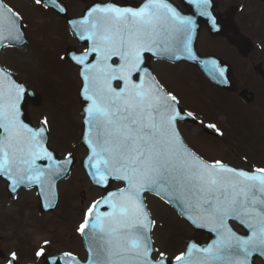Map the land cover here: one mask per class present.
<instances>
[{"label": "snow or ice", "instance_id": "snow-or-ice-1", "mask_svg": "<svg viewBox=\"0 0 264 264\" xmlns=\"http://www.w3.org/2000/svg\"><path fill=\"white\" fill-rule=\"evenodd\" d=\"M34 2L48 6L45 0ZM189 3L215 25L210 0ZM23 27L20 14L0 4V46L21 42ZM72 27L80 41L89 42L82 53L65 54L80 67L83 81L85 164L92 182L105 190L83 210L77 228L89 238V264H169L163 252L152 259L156 222L143 202L148 191L177 202L194 225L216 233L211 245L192 244L177 255L176 264H254L255 255L264 258V168L249 172L193 152L178 125L196 116L180 107L178 97L165 90L145 63L146 53H183L195 60L194 19L168 0H145L135 8L110 2L92 7ZM209 63L224 76L215 60ZM27 93V86L0 65V178L13 192L21 185H39L41 193H51L53 178L66 173L73 160L69 153L60 161L47 147V119L32 127L22 118ZM206 127L222 135L214 124ZM113 181L123 186L109 191ZM233 220L248 233L235 232ZM46 247L51 249L47 239L35 253L45 264H81L70 251L49 255ZM194 252L199 253L196 261ZM16 260L12 252L8 264Z\"/></svg>", "mask_w": 264, "mask_h": 264}, {"label": "flooded vegetation", "instance_id": "flooded-vegetation-1", "mask_svg": "<svg viewBox=\"0 0 264 264\" xmlns=\"http://www.w3.org/2000/svg\"><path fill=\"white\" fill-rule=\"evenodd\" d=\"M60 1L66 4L71 16L83 15L85 3L75 0ZM112 1L117 5L134 8L145 3V0H124L123 4L118 0ZM4 2L12 6L11 0ZM28 2L31 8L40 14L53 17L59 26L52 29L45 22L37 24L31 17L26 18L25 29L28 40L26 47L37 48L52 32L62 35L60 31L66 34V39L60 42V46L76 45L79 53L88 47L85 41L77 44L72 39L64 21L53 11L43 5L35 4L34 0ZM168 2L181 14L194 19L196 28L192 38L193 52L209 57V62L215 60L224 69V76L221 77L211 70L208 62L207 70L211 76L210 79H205L195 67L185 62H151L154 76L166 91L178 97L180 106L184 110L193 112L192 109L198 107L211 112L208 118L193 112L199 121L196 126L179 124L185 140L196 153L209 162L219 160L242 170L264 168V0H210L208 11L215 18V25L207 16L200 15L189 0H168ZM145 63L148 67L149 62H146V59ZM180 68L188 74L183 82L178 79L181 74L175 75V71ZM33 110L43 112L47 108L41 109L39 106ZM208 124H214L222 135L217 134L214 129H211L210 134H204L203 128ZM187 130L193 132V138L186 134ZM247 138L249 142L246 141ZM0 185L1 207L17 202L21 192L24 191L19 190L17 195L9 200L5 193V182L0 180ZM114 187H121V184L115 182ZM95 199L97 197L90 199L80 210V223L83 219V210ZM21 203L19 202L18 205ZM24 204H28L27 199ZM191 235L190 231L189 236ZM186 238H182L179 244L165 240V245H154L156 251L152 259L158 260L160 252L171 258L180 255L184 250ZM54 244L51 242V249L45 248L49 255L69 251L67 248L56 250L52 246ZM0 245L14 244L6 242ZM36 251L37 248H33L29 243L16 244L12 250L0 247V261L2 264H7L11 253L15 252L17 254L15 264H43L41 258L35 255ZM88 256L89 252L80 239L78 257L85 262ZM256 263L261 264L260 261Z\"/></svg>", "mask_w": 264, "mask_h": 264}, {"label": "rangeland", "instance_id": "rangeland-1", "mask_svg": "<svg viewBox=\"0 0 264 264\" xmlns=\"http://www.w3.org/2000/svg\"><path fill=\"white\" fill-rule=\"evenodd\" d=\"M11 2L12 7L24 18L31 17L37 24L45 22L52 29L59 26L53 17L42 15L31 6H27L25 0H11ZM60 32L62 35L52 32L37 48L4 50L1 63L19 80L43 95L41 109L47 108L43 116L48 121L51 144L58 146L60 154L73 153L78 158L84 154L77 145L80 118L76 101L78 78L76 69L61 59L66 46L63 44L60 46V42H64L66 34ZM176 74H181L178 78L181 82L188 76L181 68L175 71ZM192 111L204 118L210 117L211 113L198 107H194ZM29 112L33 122L36 123L40 112L34 111L33 108H29ZM186 134L193 138V132L187 130ZM246 141L249 142V138ZM58 189L61 196L56 209L50 213L39 215L33 208L35 203L33 193L25 191L21 192L18 201L14 204L0 206V244L6 242L14 244L0 245V247L12 250L16 244L29 243L36 248L47 239L55 243L52 245L54 248H69L77 253L80 210L90 199L98 196L99 191L90 187L77 164L69 177L59 183ZM26 199L28 204H24ZM19 202L22 203L18 205ZM146 202L151 217L156 222L152 231L155 243L163 245L161 239L167 234L173 239V244H179L189 231L186 227L183 228L175 212L154 197H148Z\"/></svg>", "mask_w": 264, "mask_h": 264}, {"label": "water", "instance_id": "water-1", "mask_svg": "<svg viewBox=\"0 0 264 264\" xmlns=\"http://www.w3.org/2000/svg\"><path fill=\"white\" fill-rule=\"evenodd\" d=\"M86 2L87 3H91V1L90 0H86ZM93 3H95V2H93ZM0 4H1V2H0ZM94 6H96V5H94ZM94 6H90L89 7V5H88V7L87 8H92V7H94ZM65 20H66V22L69 24V25H71V21H69L70 19L68 18V16H67V12H66V10H65V12H62L61 14H60ZM75 36H77L76 34H75ZM13 44H17V45H19V44H22V41L21 42H19V43H13ZM2 47L3 46H0V50L2 49ZM66 53H70V50H67V52ZM65 58L67 59V60H69L67 57H66V55H65ZM152 58H165V59H169V60H173V61H177V60H182V58H179V59H177V58H170V57H165V56H160V55H158L157 57H152ZM70 62H72L71 60H69ZM190 62H192L193 64H196L197 65V67L201 70V72L204 74V75H207L208 73H207V71H206V68H205V66H204V63H205V61H206V59L204 58V59H201L200 61H197V60H189ZM72 63H74V62H72ZM75 64V63H74ZM81 88H82V86H81ZM81 88H80V90H79V95H78V98H79V100H80V105H81V113L84 115V109H85V107H86V102L83 100V98H82V96H81ZM27 89H28V93H27V96H26V100H25V103H24V105H23V108H22V111H23V113H24V115H23V119L25 120V122L26 123H28L30 126H31V124H30V119H29V114H28V112H27V106H28V104H32V105H35V106H37V105H39L40 104V100H41V96L40 95H38L37 93H35L34 91H32L31 89H29L28 87H27ZM84 119H85V116L83 117V120H82V125H81V136H80V139H79V144H81L83 147H85V149H86V151H87V155L89 154V149H88V147H87V144H86V142H85V136H86V127H85V124H84ZM185 121H191V119L190 118H188V119H185ZM87 155L80 161V165H81V167H82V169L85 171V173L87 174V176L89 177V179H90V181H91V183L93 184V185H95L93 182H92V180H91V177H90V175H89V170H88V168H87V166H86V164H85V161H86V157H87ZM54 156L56 157V159H58V160H60V161H63L64 159H59L58 157H57V155L54 153ZM71 158H72V160H73V163L71 164V165H69L68 166V168H69V170L66 172V173H64L63 175H61V176H57V177H54L53 178V183H54V187L52 188V196L50 197L49 196V192L48 191H46L45 190V192L44 193H41V192H39L38 193V197H39V206H38V209H39V212H44V211H52L54 208H55V206H56V203H57V188H56V185H57V182L59 181V180H62V179H65L66 178V176L68 175V173H69V171H70V169L72 168V166L75 164V160L73 159V157L71 156ZM2 179H4V178H2ZM6 180V179H5ZM21 186H26V187H32V186H39V185H31V186H29V185H21ZM96 186V185H95ZM98 188H100L101 190H103V195L105 194V190L103 189V188H101V187H99V186H97ZM7 189L8 190H11V187L9 186V182L7 181ZM109 191H111V183H110V187H109V189H108ZM148 192H150V193H152V194H155V195H157V196H159L160 198H162L160 195H158V194H156L155 192H152V191H148ZM163 200H165L168 204H170L177 212H178V214L191 226V227H196L197 225H194L191 221H189L188 219H187V217L185 216V215H183L182 214V212H181V210H180V208L178 207V205H177V202H175V201H173V202H168V200L167 199H165V198H162ZM247 230V229H246ZM247 232H248V230H247ZM190 242H192V241H190Z\"/></svg>", "mask_w": 264, "mask_h": 264}]
</instances>
